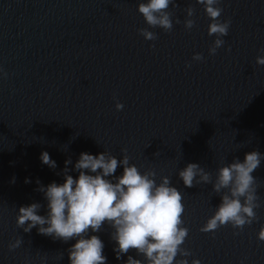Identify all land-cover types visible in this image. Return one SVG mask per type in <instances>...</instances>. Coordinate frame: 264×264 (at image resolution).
I'll return each mask as SVG.
<instances>
[{
	"label": "water",
	"instance_id": "obj_1",
	"mask_svg": "<svg viewBox=\"0 0 264 264\" xmlns=\"http://www.w3.org/2000/svg\"><path fill=\"white\" fill-rule=\"evenodd\" d=\"M0 264H264V0H0Z\"/></svg>",
	"mask_w": 264,
	"mask_h": 264
}]
</instances>
